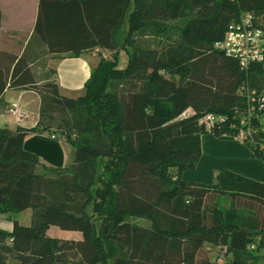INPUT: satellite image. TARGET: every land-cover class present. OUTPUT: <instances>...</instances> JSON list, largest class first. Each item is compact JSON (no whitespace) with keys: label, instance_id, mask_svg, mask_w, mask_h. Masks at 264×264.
<instances>
[{"label":"trees","instance_id":"16d2710c","mask_svg":"<svg viewBox=\"0 0 264 264\" xmlns=\"http://www.w3.org/2000/svg\"><path fill=\"white\" fill-rule=\"evenodd\" d=\"M40 1L41 11L52 9L51 35L42 16L36 26L50 53L99 49L101 59L78 98L63 95L56 80L37 83L24 58L15 65L10 86L39 93L40 120L30 131L0 128V216L13 219L11 232L0 230V264H215L207 244L227 246L233 264H256L264 183L228 170L208 185L182 174L197 168L204 134L237 123L241 86L264 92V65L242 71L214 48L244 12L264 28V0ZM125 24L129 64L120 69L116 35ZM69 32L81 34L82 48L53 40ZM209 113L225 121L208 129L200 120ZM39 131L71 145L68 167L50 169L25 149L26 136ZM249 145L264 161L260 146ZM27 209L29 226L12 216ZM50 227L75 237L48 235Z\"/></svg>","mask_w":264,"mask_h":264},{"label":"crops","instance_id":"0c3cea01","mask_svg":"<svg viewBox=\"0 0 264 264\" xmlns=\"http://www.w3.org/2000/svg\"><path fill=\"white\" fill-rule=\"evenodd\" d=\"M0 12V90L5 89L0 95V128L14 132L30 131L39 125L41 97L29 87L10 86L18 60L25 59L27 68L37 83L51 79L56 80L61 89H74L86 83L91 76L92 68L99 64L101 59L100 53H97L99 49L80 56L50 53L47 41L36 32V26L39 17L42 16L44 30L48 34L51 33L47 18L51 17L52 9L46 6L41 11L40 0H0ZM119 32L116 38H119ZM53 40L62 43L63 48L67 49H80L85 42L81 34L76 32L55 35ZM101 51L105 50L101 49ZM36 101L37 108L32 105ZM24 147L27 151L36 154L50 169H64L72 163L71 145L64 139H53L50 132H30L26 136ZM221 170L232 171L264 183V161L257 156L249 144L240 139L238 130L233 127H224L221 135L211 132L203 135L202 154L197 168L185 171L182 179L208 185L214 182L216 174ZM226 197L232 203V198L225 196L224 199ZM23 214H26L29 223L22 221ZM12 216L23 225L29 226L32 210ZM0 227L10 231L13 229L10 223ZM210 246L219 248L207 244L206 248L209 251Z\"/></svg>","mask_w":264,"mask_h":264},{"label":"built area","instance_id":"2783aa9c","mask_svg":"<svg viewBox=\"0 0 264 264\" xmlns=\"http://www.w3.org/2000/svg\"><path fill=\"white\" fill-rule=\"evenodd\" d=\"M214 48L238 60L242 71H247L253 65H264V28L259 25L254 13L244 12L228 25L224 38L217 41ZM239 93L245 99L246 106L240 111L237 123L231 127L238 130L243 142L260 146L264 151V141L257 138L258 133L264 132V92L247 83L241 86ZM224 121L223 116L209 113L200 123L211 129ZM250 249L254 250L255 245H251ZM230 258L228 247L219 246L213 261L215 264H229Z\"/></svg>","mask_w":264,"mask_h":264},{"label":"rangeland","instance_id":"374dc122","mask_svg":"<svg viewBox=\"0 0 264 264\" xmlns=\"http://www.w3.org/2000/svg\"><path fill=\"white\" fill-rule=\"evenodd\" d=\"M127 31H128V26L125 24L124 31L123 32H119V38H117V42H118V45H119L118 46V50H117L118 51L117 52L118 53V57H119L118 66H119L120 69H126L128 67V64H129L128 51L126 49H124V47L121 46V41L124 39V35L127 33ZM170 36L173 37V39H171L172 41H176L177 34H171L170 33L168 37H170ZM167 41H168V38L163 40L162 43L167 42ZM127 46H128V49H131L130 45H127ZM104 54H105L104 57H106V58L107 57L111 58L112 55H113L112 53H108V52H104ZM99 57H101V55H99ZM67 61H76V60H67ZM97 65L92 68L91 73L97 67ZM61 92H62L63 95H65L67 97L78 98L79 96L85 94V92H86V83H83L82 85L80 84L79 86H77L74 89H68V88L61 89ZM32 105L35 108H37L38 107L37 101L34 102ZM192 113H193L192 110H188L186 112V114L184 115V117H187L188 115H191ZM222 203H223V205L225 207L231 206V202H230V199L228 197H226L225 199H222ZM31 210L32 209H27V210H24V211L30 212ZM24 211H22V212H24ZM22 219L21 220L24 223H29L30 222V220L27 221L28 218H27L26 214H23ZM126 220H130V221L136 222L137 224L142 225V226H149L150 225V222L147 221V220H142V219L133 220L130 217H126ZM5 223H10V224L13 225V219H8L5 216L1 215L0 216V225L4 226ZM0 230L6 231V232H11L10 230H7V229H5L3 227H0ZM47 234L48 235H52V236H57V237H60V238L75 237L74 233L61 231V230L57 229L56 227H50L49 230L47 231ZM210 247H211L210 253L212 254L211 257L214 258L216 256L217 251H219V248L212 247V246H210ZM253 254L256 256V264H264V249L259 250V251H254ZM229 264H233L232 258L229 259Z\"/></svg>","mask_w":264,"mask_h":264}]
</instances>
